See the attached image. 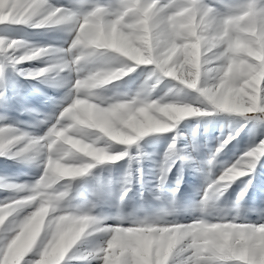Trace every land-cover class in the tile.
<instances>
[{
  "label": "clouds",
  "instance_id": "9594fccd",
  "mask_svg": "<svg viewBox=\"0 0 264 264\" xmlns=\"http://www.w3.org/2000/svg\"><path fill=\"white\" fill-rule=\"evenodd\" d=\"M0 264H264V0H0Z\"/></svg>",
  "mask_w": 264,
  "mask_h": 264
}]
</instances>
